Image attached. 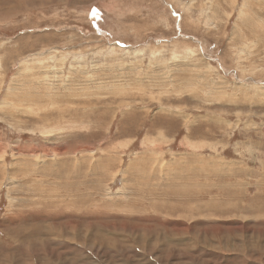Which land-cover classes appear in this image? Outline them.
<instances>
[{"label": "rangeland", "instance_id": "374dc122", "mask_svg": "<svg viewBox=\"0 0 264 264\" xmlns=\"http://www.w3.org/2000/svg\"><path fill=\"white\" fill-rule=\"evenodd\" d=\"M0 264H264V0H0Z\"/></svg>", "mask_w": 264, "mask_h": 264}]
</instances>
